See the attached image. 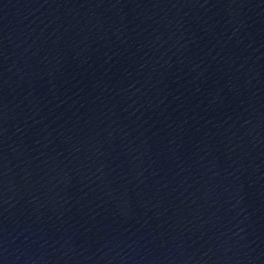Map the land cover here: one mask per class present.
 <instances>
[{"label": "water", "instance_id": "1", "mask_svg": "<svg viewBox=\"0 0 264 264\" xmlns=\"http://www.w3.org/2000/svg\"><path fill=\"white\" fill-rule=\"evenodd\" d=\"M0 264H264V0H0Z\"/></svg>", "mask_w": 264, "mask_h": 264}]
</instances>
